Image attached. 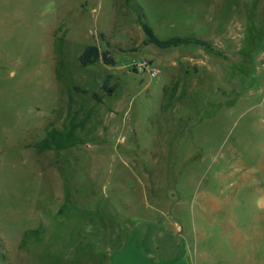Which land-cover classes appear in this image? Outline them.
<instances>
[{"label": "rangeland", "instance_id": "1", "mask_svg": "<svg viewBox=\"0 0 264 264\" xmlns=\"http://www.w3.org/2000/svg\"><path fill=\"white\" fill-rule=\"evenodd\" d=\"M50 128L81 142L28 146ZM208 255L264 264V0H0V264Z\"/></svg>", "mask_w": 264, "mask_h": 264}, {"label": "trees", "instance_id": "2", "mask_svg": "<svg viewBox=\"0 0 264 264\" xmlns=\"http://www.w3.org/2000/svg\"><path fill=\"white\" fill-rule=\"evenodd\" d=\"M142 28L145 33V39L143 43H151L159 48H171L176 47L182 44H197V45H209V41L195 34H182V35H172L167 38H158L153 32L152 29L145 23H142ZM97 60H101L104 64H114L115 59L109 54L107 50H100V48L94 44L90 43L86 45L78 55V61L81 65H87L94 63ZM101 89L105 91H111V87L107 86L106 80L102 82ZM86 92L85 89L81 90ZM93 96L100 100V96L93 93ZM77 142H81V139L77 134L72 130H57L54 128L46 129L44 135L28 146L33 147L37 152H41L50 148L61 149L67 146L73 145ZM27 234L33 233L34 237H38L37 230H28Z\"/></svg>", "mask_w": 264, "mask_h": 264}, {"label": "crops", "instance_id": "3", "mask_svg": "<svg viewBox=\"0 0 264 264\" xmlns=\"http://www.w3.org/2000/svg\"><path fill=\"white\" fill-rule=\"evenodd\" d=\"M151 232H154V234L153 235L151 234L149 237H147V239L150 240L154 244V249L156 251L157 250L159 251V248H163V247H166V246H167L168 250L177 248L175 246V243L173 242L174 241L173 239H172V241L169 242V244H164L165 240L169 239V236L174 235V233H175L174 231H173L174 233L171 234L169 230H166L163 227V225L161 227H159V225H157V224L154 225L153 224V226H151ZM177 233L180 234V235H183L182 233H179V232H177ZM180 237H182V236H180ZM201 254H204V250L201 251ZM155 257H150L149 258V262L151 261L150 262L151 264H165V262H162V261H159V260L158 261L154 260ZM209 257H210L209 255L208 256H202V260H200L201 262H199V264H206L208 262V258Z\"/></svg>", "mask_w": 264, "mask_h": 264}, {"label": "built area", "instance_id": "4", "mask_svg": "<svg viewBox=\"0 0 264 264\" xmlns=\"http://www.w3.org/2000/svg\"><path fill=\"white\" fill-rule=\"evenodd\" d=\"M142 65L144 66V63ZM149 75L151 77H154L155 76V71L154 70H149Z\"/></svg>", "mask_w": 264, "mask_h": 264}]
</instances>
